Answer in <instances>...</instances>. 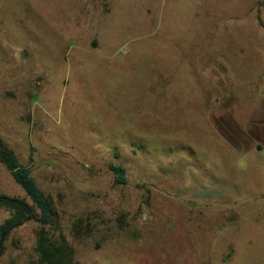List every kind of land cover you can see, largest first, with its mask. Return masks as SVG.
Here are the masks:
<instances>
[{
    "label": "rangeland",
    "instance_id": "374dc122",
    "mask_svg": "<svg viewBox=\"0 0 264 264\" xmlns=\"http://www.w3.org/2000/svg\"><path fill=\"white\" fill-rule=\"evenodd\" d=\"M0 137L78 264H264V0H0Z\"/></svg>",
    "mask_w": 264,
    "mask_h": 264
},
{
    "label": "trees",
    "instance_id": "16d2710c",
    "mask_svg": "<svg viewBox=\"0 0 264 264\" xmlns=\"http://www.w3.org/2000/svg\"><path fill=\"white\" fill-rule=\"evenodd\" d=\"M29 160L33 163V154ZM0 163L7 169L15 183L25 193V198L0 194V211L9 213V218L0 225V264L7 251V242L11 235L29 222H36L42 229L37 240V253L42 264H78L74 259V250L60 231L56 205L46 195L32 175L30 166L20 162L16 152L7 146L0 137ZM118 185L127 184L126 169L122 166H111ZM58 229L57 237H50L44 229Z\"/></svg>",
    "mask_w": 264,
    "mask_h": 264
}]
</instances>
